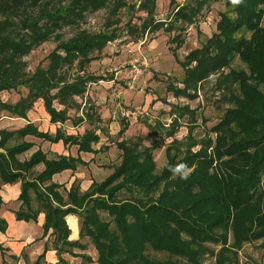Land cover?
<instances>
[{"label":"trees","instance_id":"trees-1","mask_svg":"<svg viewBox=\"0 0 264 264\" xmlns=\"http://www.w3.org/2000/svg\"><path fill=\"white\" fill-rule=\"evenodd\" d=\"M156 1L138 0L137 6L127 0H69L64 5L63 0H0V93L25 90L15 103L0 99V117L5 112L26 119L33 105L42 101L52 124L65 123L71 109L80 110L79 124L91 122V106L80 108L75 97L83 98L89 84L114 81L112 75L93 76L86 69L118 37V13L134 12V7L144 17L139 25L127 24L128 32L174 33L169 43L175 48L169 50L183 70L184 90L168 85L167 92L193 100L199 85L215 75L216 87L226 92L223 99L230 105L210 130L214 139L207 138L197 151L192 146L184 151L175 144L174 150L168 147L159 173L154 142L144 147L141 138L117 141L121 158L111 173L85 192L74 182L65 196L52 177L86 164L70 156L48 159L40 150L20 162L19 157L33 147L23 140L32 136L96 154L93 145L100 137L95 130L74 136L57 129L52 136L29 123L17 131H0V186L21 182L18 220L36 221L44 214V236L52 231L56 264H67L60 258L64 253L90 264L89 256L73 252L87 250L80 243L84 238L96 250L97 264H204L205 258L214 264H238L245 244L264 242V0H243L239 5L231 0H192L182 6L171 2V22L155 19ZM220 1L225 10L215 32L180 61L176 50L183 41L176 30L193 24L204 7ZM108 7L105 30L96 34L79 30L67 41L60 39L64 27L78 26L88 14ZM51 37L57 45L46 57V66L39 64L27 74L24 58ZM235 60L243 68H233ZM71 74L79 76L68 82ZM54 103L63 109L54 108ZM125 129L117 135L121 137ZM178 163L192 169L188 179L169 172V166ZM38 165L44 170L32 176ZM70 214L81 219L76 242L68 241L64 219ZM148 251L162 257H149ZM43 258L33 264H42Z\"/></svg>","mask_w":264,"mask_h":264},{"label":"rangeland","instance_id":"rangeland-1","mask_svg":"<svg viewBox=\"0 0 264 264\" xmlns=\"http://www.w3.org/2000/svg\"><path fill=\"white\" fill-rule=\"evenodd\" d=\"M69 0H63L64 5ZM129 4H138V0H127ZM175 0H157L155 19L163 22H171L170 19L173 7L170 3ZM192 0H185L182 4H191ZM186 4V5H187ZM194 4V3H192ZM138 6V5H137ZM111 7L102 9L92 14H88L84 20L79 22L78 26L64 27L59 35L62 41L72 38L79 30L96 34L105 30L106 20L109 19ZM131 10H121L117 15L119 23L116 25L118 29V37L111 43L107 44L96 61L92 62L86 69V72L93 76H102L114 78V84L100 81L96 85H88L87 92L83 98L75 97L80 108L88 110V101L93 111L92 122H83L79 125L78 119L82 118L80 110L76 112L74 109L68 110L69 121L65 125V131L72 132V128L92 129L97 132L100 137L102 148L100 153L102 157L99 159L100 168L103 170H93V175L100 179L103 175L107 177L115 166L120 162L121 153L116 148V142L121 139L132 142L141 138L142 146L148 147L154 142L157 147L153 152V159L156 165V173L163 168L166 157L165 150L174 144L180 151L191 147V150L197 151L202 142L207 138L214 139L211 128L219 121L225 110L230 107L225 101L226 92L216 87V79L218 76H211L199 85L196 96L193 100L185 97H174L171 92H167L168 85L174 87V90H184L181 84L184 78L183 70L175 64L172 52L169 48H175V44L169 43V39L174 38V33L167 34L160 31L154 35L142 36L140 32H128V25H139V18H143L144 14L136 12V7ZM225 10L223 2L212 3L208 7H204L198 14L196 21L182 28L181 38L183 45L177 49L176 55L180 61L192 50L198 48L204 40L209 38L216 29V23L219 20V14ZM171 20V21H170ZM128 24V25H127ZM264 26V19L262 21ZM178 29V27H177ZM180 29V28H179ZM181 30V29H180ZM140 43H143L142 45ZM140 44V45H139ZM57 42L53 37L48 42L36 47L28 56L24 58L27 64L26 73L32 74L34 69L42 64L46 66V57L56 47ZM143 55L148 61V69L140 75L132 88L128 86L129 62ZM174 60V61H173ZM177 65V66H176ZM233 68H243L238 60L232 64ZM226 73L227 71H223ZM79 76L77 74H74ZM68 78V82L73 81V76ZM68 77V76H67ZM25 95L24 89L17 91L0 93V99L3 102L15 103L20 97ZM149 96L152 101H149ZM131 99V104L130 100ZM135 98V100H134ZM100 101L98 105H95ZM127 105H126V104ZM41 101L35 103L36 109L33 113L38 114L41 108ZM54 108L62 110L63 106L54 103ZM32 107V108H33ZM111 114L110 119L100 121L101 115ZM112 116L115 118L112 119ZM41 119V118H40ZM9 127H16L22 123L13 122ZM130 122L131 126H130ZM46 123V122H45ZM116 123V124H114ZM44 123L41 122V126ZM47 124V123H46ZM127 125L123 136L119 137L109 135V132L119 130L122 126ZM130 126V127H129ZM83 127V128H82ZM173 132V135H168ZM135 141V142H136ZM100 143L98 144L100 147ZM108 144V145H105ZM104 148V149H103ZM97 171V172H96ZM123 197V195H121ZM106 219L105 215L103 217ZM108 219V218H107ZM210 248L217 247L210 245ZM94 256L91 258L90 264H97V254L94 249ZM149 257L161 258L162 256L151 251L147 252ZM88 256V255H87ZM86 264L84 261L78 264ZM67 264L70 263L69 261ZM204 264H214L212 258H205ZM238 264H264V242L257 241L245 244L238 253Z\"/></svg>","mask_w":264,"mask_h":264},{"label":"crops","instance_id":"crops-1","mask_svg":"<svg viewBox=\"0 0 264 264\" xmlns=\"http://www.w3.org/2000/svg\"><path fill=\"white\" fill-rule=\"evenodd\" d=\"M184 1L185 0H175V2L179 4V6H182L183 5L182 3ZM160 31L154 34H158L160 33ZM149 34L146 33L145 35H149ZM140 44L142 45L143 43ZM114 81H109V83L111 82L114 84L115 83ZM96 84L97 83H93L90 85H96ZM152 97L153 96H149V101L153 100ZM128 99L130 100L129 104H131V99L130 98ZM99 103L100 101H97L95 105H98ZM88 106H91L89 101H88ZM35 109L36 108L33 107L27 113L26 119L12 117L5 112L2 113L0 117V131L3 130L9 132L17 131L25 127L29 123H31L34 127H36L39 132L49 133L52 136L55 134L57 129H60L66 135H74V136L76 135L81 136L86 130H91V129H84L82 127L83 128L82 131L80 129H77L76 131L72 128V132L69 131L66 132L65 125L67 124L69 119L63 124L61 123L52 124L50 123V117L44 111L43 104H41V108L40 111H38L39 112L38 114L33 113V110ZM110 117L111 114L108 113L107 115H105L103 113V115H101L98 119H100V121L103 122L107 119H110ZM114 118L115 117L112 116V119ZM10 120L13 121L14 123L18 122L22 124L12 128L9 127L10 124L12 125ZM41 122L44 123L42 126H41ZM131 123L132 122H130V126ZM81 124H79L78 126H81ZM123 126H125L127 129V125L123 124ZM120 129L117 131L114 130L110 131L109 135L112 137L113 135H116V133L118 134ZM99 130H100L99 128L96 129L95 131L96 134L97 132H99ZM122 140L125 139H121L120 141ZM23 141L33 144V147L28 152H26L25 154L19 157L20 162L28 160L33 153L40 150L43 154L47 155L48 159H52L55 156H65V157L70 156L72 158H79L83 163L86 164L84 166L79 165L75 171L66 170L61 173L55 174L52 177L51 182L61 186V188L63 189L60 190L63 196H65L66 194L65 192H67L70 189L71 185L74 182H77L79 184L80 192H85L89 189L92 182L100 183L106 178L103 175H101L102 177L98 179V177L93 175L94 169L97 171L103 170L100 168V161H99V159L102 157V154L100 153L101 150L100 148H102V143H100V141H99L100 147L98 145L99 143L93 145V149L98 151L96 154L78 152L77 146L64 147L62 142L50 143L48 141H44L32 136L25 137ZM43 170H44V166L38 165L33 169L32 176L40 174ZM20 192H21V182L14 184H4L0 186V264H33L38 260V258L41 255H44L42 264L58 263V256L56 254L55 249H53L52 247L54 240V236L51 235L52 231L51 230L48 231V233L44 236V231H43L44 214L40 213L36 221L26 222V221H20L16 218V214L21 206V203L18 200ZM64 220L69 230L68 241L70 242L79 241V231L81 224L80 217L75 214H70L67 215ZM80 243L86 244L87 250L82 252L77 249H74L73 252L75 254H86L92 257L95 255L94 247L89 243V240L87 238L82 239ZM12 258H16V260H13ZM60 258L66 262L69 261L70 263H74V264H78V262L81 261L80 258L72 257L67 253L61 254Z\"/></svg>","mask_w":264,"mask_h":264},{"label":"built area","instance_id":"built-area-1","mask_svg":"<svg viewBox=\"0 0 264 264\" xmlns=\"http://www.w3.org/2000/svg\"><path fill=\"white\" fill-rule=\"evenodd\" d=\"M148 67V61L143 55L139 56L138 58H134L129 62V88H132L137 78L142 75L148 69Z\"/></svg>","mask_w":264,"mask_h":264},{"label":"clouds","instance_id":"clouds-1","mask_svg":"<svg viewBox=\"0 0 264 264\" xmlns=\"http://www.w3.org/2000/svg\"><path fill=\"white\" fill-rule=\"evenodd\" d=\"M243 2V0H231L233 5H239ZM169 172L174 177H179L180 179L186 180L191 174L192 169L186 163H178L174 166H169Z\"/></svg>","mask_w":264,"mask_h":264}]
</instances>
